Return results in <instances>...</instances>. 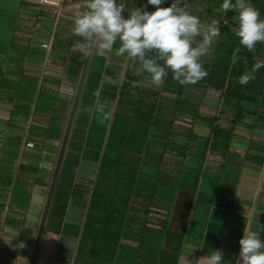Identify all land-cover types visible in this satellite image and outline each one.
<instances>
[{
  "label": "trees",
  "instance_id": "1",
  "mask_svg": "<svg viewBox=\"0 0 264 264\" xmlns=\"http://www.w3.org/2000/svg\"><path fill=\"white\" fill-rule=\"evenodd\" d=\"M198 1L205 2L203 8L210 13L207 21L221 19L223 0ZM172 2L165 0L161 7ZM251 2L264 19V0ZM210 3L218 6V10L211 9ZM142 5H147V0H142ZM181 6H185V0ZM145 10L152 12L155 8L147 5ZM235 17L234 11L226 14L212 54L203 58L208 76L195 84L201 89L211 86L217 90L210 112L199 109L198 99L182 96L186 86L175 81L171 71L157 88L138 81L148 77L146 73L134 74V68L139 65L134 66L130 60L118 56L107 59L102 69L104 75L117 78L121 66L123 72L116 89L103 87L101 91L100 101H106L114 110V118L108 123L94 174L88 182L75 178L83 133L77 128L79 137L67 138L43 223L45 232L58 233L66 223V211L73 212L79 230L68 264L176 263L185 240L186 225L174 220L167 209L158 208L155 198L169 200L175 189L177 194L180 189L190 191V200L201 196L200 176L205 172L208 152L220 155V168L233 137L244 136L236 124L244 122L246 114L252 116L245 122L248 126H253L254 118H264V68L249 84L237 82L253 64L264 62V43H258L253 52L241 47L233 67L231 56L238 46L233 31L237 27ZM242 58H246V64ZM51 104L52 100L45 96L43 107L49 109ZM223 115L227 123L220 121ZM196 117L205 122V132L192 128ZM58 123L55 117L51 127ZM54 134L60 135L59 128ZM263 149L264 139H249L243 155L260 164ZM190 153L199 159L193 168L183 165L182 161ZM29 168L35 167L30 164ZM170 169L174 172L172 177ZM211 195L205 203L209 204ZM37 212L35 216L39 215ZM34 231L33 225L22 222L16 238L30 242L31 247Z\"/></svg>",
  "mask_w": 264,
  "mask_h": 264
},
{
  "label": "crops",
  "instance_id": "2",
  "mask_svg": "<svg viewBox=\"0 0 264 264\" xmlns=\"http://www.w3.org/2000/svg\"><path fill=\"white\" fill-rule=\"evenodd\" d=\"M123 2H126L123 13L125 18L128 17L131 9L141 7L142 4V0H123ZM81 3L82 0H0V246L9 250L13 248L12 250L15 251L18 246L26 250L25 246L16 243L12 247L8 246L9 243L6 244V241H11L12 237H14L12 240L17 239L19 225L24 222L22 204H26L27 207L29 202L43 203L42 197L46 192L45 189L42 191L44 179L47 182L50 178L46 172L41 174L42 184L36 188V194L34 193L31 201L30 196L37 175L36 166L49 167L55 158L67 116L65 113H68L84 55L78 47V44L83 42V38L75 36L72 32L73 19L76 12L81 10L78 8ZM204 3L198 0H185V6L190 13L199 16L202 22H209L207 18L210 17V13L203 8ZM209 5L211 9L218 10V6L212 3ZM41 40H46L47 45H41ZM113 54L114 52L101 57L96 54V50L94 52V56L99 61L96 89L101 86L112 89L118 87L119 77H108L102 73L107 59L116 56ZM122 59L126 61L125 57ZM122 72L121 66L119 76H122ZM115 80L118 82H114ZM141 80L148 81L150 77ZM86 90H89L88 83ZM93 93L87 101L89 106L97 101ZM45 96L52 100L49 109L43 107ZM87 104L83 107H87ZM108 107L111 108L109 105ZM55 117L59 126L52 128L51 123ZM79 117L82 122L86 118L84 114ZM81 121L78 119L77 122L81 123ZM86 122L88 128L81 134L80 156L91 153L93 147H98L99 154L109 122L100 125L94 117L89 116ZM58 128L59 136L54 134ZM98 131L99 134L96 133ZM27 139H32L33 143L26 144ZM45 143L47 150L44 147ZM50 155L54 158L51 159ZM84 157L85 160L89 159V156ZM222 161V165L218 167L220 179L218 189L225 194L229 191L228 197L235 198L236 189L231 190L226 187L228 185L234 187V184L236 186L243 169L246 173L252 172L258 177L262 173V170L257 168L259 164L245 157L243 151H237L231 146ZM39 162L44 164L41 165ZM30 164L34 165L33 170L29 168ZM169 173L172 177L174 172L171 170ZM257 188L258 183L254 192ZM171 199L172 196L169 200L157 197L156 206L165 210ZM189 202L195 203L193 200ZM249 206V213L246 214L234 209V205L228 204L227 200H215L209 204L204 231L197 248L182 249L183 245H181L175 264H207L208 257L215 250L223 254L221 264H237L240 253L239 240L243 236L241 228L245 226L248 216H251V211L255 209V205L249 204ZM255 207L257 211H262L263 204H257ZM258 214L260 213L258 212L256 216ZM65 222L58 234L76 237L79 223L77 222V231L73 232L75 221L65 219ZM46 232L51 238L54 235L51 231ZM39 240L44 244L43 238ZM62 245L60 243L57 247L68 252L67 244ZM19 252H21L20 256L25 254V251L20 249Z\"/></svg>",
  "mask_w": 264,
  "mask_h": 264
},
{
  "label": "clouds",
  "instance_id": "3",
  "mask_svg": "<svg viewBox=\"0 0 264 264\" xmlns=\"http://www.w3.org/2000/svg\"><path fill=\"white\" fill-rule=\"evenodd\" d=\"M165 0H147L155 11L149 12L147 5L133 8L127 18L123 16L126 2L123 0H82L81 9L73 19L72 32L83 38L78 44L80 50L88 53L95 48L98 56L114 52L125 57L132 64L135 75L146 73L153 86L163 85L169 71L180 85H195L208 76L203 58L214 50L221 36V23L229 11L236 13L237 27L233 30L238 46L233 50L231 64L238 62L241 47L255 51L258 43H264V19L251 0H223L220 5L221 19L202 22L199 16L190 13L182 0H173L167 7H161ZM118 45V46H117ZM152 54V55H150ZM247 63L246 58H242ZM264 68V62H257L238 78L240 85H247L256 79V73ZM102 86L93 95V105L82 107L81 112L94 117L100 125L114 118V110L107 102H101ZM240 253L237 264H264V240L256 231L244 230L239 240ZM222 252L212 251L207 264H221Z\"/></svg>",
  "mask_w": 264,
  "mask_h": 264
},
{
  "label": "rangeland",
  "instance_id": "4",
  "mask_svg": "<svg viewBox=\"0 0 264 264\" xmlns=\"http://www.w3.org/2000/svg\"><path fill=\"white\" fill-rule=\"evenodd\" d=\"M118 46V45H117ZM95 48H92L90 51V58L88 60V65L86 67V71L82 80V85L80 88L79 96L76 102V106L71 118V124L69 127V132L67 135L68 137H76L78 138L79 134L75 131H86L88 128V125L86 124L87 116L84 113L81 112V108L84 106V104H87V101L90 99L91 93L94 92V90L97 87L98 83V67H99V61L94 56ZM114 55V54H113ZM96 59V60H95ZM95 61V62H93ZM119 72L117 73V77L121 79V75L119 76ZM94 77V78H93ZM120 81V80H119ZM140 83L148 84L149 86H153L150 82V80H138ZM114 82H118V80H115ZM87 83L89 85V90H86ZM74 85V83H73ZM116 87V85H115ZM134 89V88H133ZM182 96L187 97L188 99L192 100H199V109L204 112H210L212 110V107L214 105L213 100L217 96V90L213 89L211 86H205L204 88H200L196 85H187L186 89L182 91ZM70 101V100H69ZM68 101V104H69ZM88 105V104H87ZM89 106V105H88ZM67 113H65L66 115ZM84 114V121H81V116ZM244 122L236 124L237 130L241 131L244 136H234L231 140L230 146L237 150V151H244L247 146V141L249 139H264V118H254L253 126H248L245 122H248L252 119V116L250 114H246L244 117ZM78 119L81 121L77 122ZM220 121L223 123H227L228 120L226 116H221ZM80 123V124H77ZM79 130H78V129ZM192 128L195 129L197 132H205L206 131V124L205 122L199 118H195V122L192 125ZM90 131V130H89ZM99 134V131L96 132ZM182 137H178V140H182ZM67 142V140H66ZM45 150H47V143L44 144ZM67 145L65 144V148ZM88 150H91L89 146H86ZM251 150H254V147H249ZM263 159L262 162L258 165L257 168H260L262 170L261 175L258 177V175L255 176L254 173H246L243 169L242 172L239 175L238 182L234 187H231L228 185L226 189H236V196L235 198L228 197L230 196L229 191L221 192L220 189H218L219 186V177L216 179V171L219 167V161L221 160L220 155L214 152H208L206 157V164L204 168V173L200 176V190H202L203 194L201 196L193 197V201L195 203L190 204V191H185L184 189H180V194H177V189L173 191L172 199L169 201V204H167V213H171V216L174 220L181 222V224H185V240L183 242L182 249H196L198 245V241L201 238V234L203 233L204 223L206 220V213H207V206L209 204H212L215 200H224L228 202V204H233L234 209H237L238 211L241 210L242 212L248 214L249 213V204L253 205H259L263 204L262 211H257V207L254 206L253 212L251 211V216H248V219L246 220L245 226L241 228V232L244 234V230L248 229L251 231H256L259 233L261 239L263 240V233H264V149H263ZM98 154V147H93L91 153L88 155H84L88 157V160H85L84 156H80L78 163L76 165V176L77 179H82L86 182L89 181V178H91L94 174V169L96 165V156ZM51 156V155H50ZM54 156H51V159H53ZM248 160V159H246ZM54 161V159L52 160ZM183 165H187L189 167H192L193 165H196L199 162V159L196 158V155L194 153L188 154L186 157L183 158ZM53 165V162L49 165V167H37L36 166V177L34 181V187L31 192L30 201L33 200L34 193L36 188L41 185V174L43 172H46V174L50 177L51 174V167ZM51 166V167H50ZM193 168V167H192ZM195 168V167H194ZM234 168V167H233ZM252 169V168H250ZM195 170V169H194ZM254 170V168H253ZM173 171V170H172ZM252 171V170H251ZM255 171H258L255 169ZM217 180V184L215 186ZM49 181V179H48ZM48 181L44 179V186L42 188V191L47 189ZM259 181V182H257ZM258 183V188L255 191L256 185ZM177 185V183H176ZM175 185V186H176ZM230 190V191H231ZM46 193V192H45ZM211 195V201L208 203H205V201L209 200L207 199L208 196ZM244 195H243V194ZM36 194V193H35ZM45 195V194H44ZM228 197V198H227ZM44 196L42 197L43 202ZM213 199V200H212ZM191 200V201H192ZM201 200L205 203L203 204ZM42 204H32L29 202L27 207L21 206L22 213L25 215L24 217V223L32 224L33 227L36 228V225L38 223L39 215L35 217V213L41 210ZM20 210V211H21ZM254 211L255 214H254ZM260 213L256 216L257 213ZM38 213V212H37ZM260 218V220H259ZM66 220H75V217L73 216V212L71 210H67L65 214ZM32 221V223H31ZM42 229L41 237L44 240V244L42 243V240H39L37 245V251L34 257V261L32 264H68L71 250L73 248L74 242H75V236H67V235H60L58 233H55L52 235V238L47 235L48 233H45V230ZM78 229V223L75 220L74 223V229L73 232H76ZM45 233V234H44ZM44 234V235H43ZM14 237L11 238V241H6V244L9 243V247L14 246V243L18 245H22L26 247L25 254L21 255V252H19L20 247L18 246L17 250L13 251L12 249L9 250L6 247L3 248V246H0V263L2 264H27L29 251L28 248L30 247V242H22L19 240H12ZM63 244L62 246H65L69 248L68 252H65V250L58 248L59 246ZM42 248V249H41ZM65 252V253H64ZM201 258V257H200ZM201 262V259H199ZM198 261V263H199Z\"/></svg>",
  "mask_w": 264,
  "mask_h": 264
},
{
  "label": "water",
  "instance_id": "5",
  "mask_svg": "<svg viewBox=\"0 0 264 264\" xmlns=\"http://www.w3.org/2000/svg\"><path fill=\"white\" fill-rule=\"evenodd\" d=\"M90 51H91V49H90ZM90 51L87 54L84 53L83 58H82V62H81L80 69H79V72H78V76H77V80H76V83H75L73 95H72V98H71V101H70L68 113H67V116H66V120H65V123H64V127H63V130H62L60 141H59V144H58L57 152H56V155H55V158H54V161H53L50 178H49V181H48L46 193H45L44 200H43L42 207H41L40 214H39L38 223L36 225L35 232H34V235H33V239H32V242H31V247H30V251H29L27 264H32L33 260H34V256H35L36 249H37V245H38V242H39V239H40V235H41V231H42V228H43L44 219H45V216H46L47 208H48V205H49V202H50V197H51L53 186H54V183H55L56 175H57V172H58V168H59V165H60V161H61V158H62V154H63L64 148H65L67 135H68V131H69L70 123H71V118H72V115H73V112H74V108H75V105H76V102H77V99H78V95H79V92H80V88H81V85H82V80H83V77H84V72H85V69H86V65H87V61H88V58H89Z\"/></svg>",
  "mask_w": 264,
  "mask_h": 264
},
{
  "label": "built area",
  "instance_id": "6",
  "mask_svg": "<svg viewBox=\"0 0 264 264\" xmlns=\"http://www.w3.org/2000/svg\"><path fill=\"white\" fill-rule=\"evenodd\" d=\"M40 43H41V45H43V46H46V45H47V41H46V40H41ZM25 143L28 144V145H31V144L33 143V141H32V139H27V140L25 141ZM39 163H40L41 165L44 164L43 162H39Z\"/></svg>",
  "mask_w": 264,
  "mask_h": 264
}]
</instances>
